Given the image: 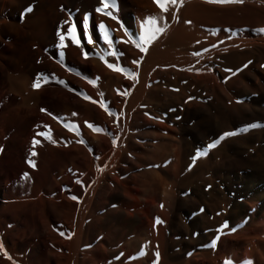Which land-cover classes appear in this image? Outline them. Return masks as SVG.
<instances>
[{
  "label": "rangeland",
  "instance_id": "1",
  "mask_svg": "<svg viewBox=\"0 0 264 264\" xmlns=\"http://www.w3.org/2000/svg\"><path fill=\"white\" fill-rule=\"evenodd\" d=\"M126 1L106 9L113 19L96 11L101 0H25L23 11L32 14L23 52L5 39L0 264L183 262L209 249L222 226L243 213L248 80L254 105L262 106L253 112L264 118V0L169 3L170 21L157 38L175 42L152 55L136 43L147 19L163 10L154 0ZM180 20L197 24L188 40ZM72 25L80 46L68 38ZM130 37L136 43H126ZM20 72L29 95L14 88ZM225 133L233 135L221 140ZM216 199L223 218L211 226Z\"/></svg>",
  "mask_w": 264,
  "mask_h": 264
},
{
  "label": "bare ground",
  "instance_id": "2",
  "mask_svg": "<svg viewBox=\"0 0 264 264\" xmlns=\"http://www.w3.org/2000/svg\"><path fill=\"white\" fill-rule=\"evenodd\" d=\"M128 1H126V3ZM24 2H25V0H0V67L1 66L3 67L4 59L6 57V55H5L6 50H7V43L5 42L6 38L7 39L13 38V40L15 42L14 43L15 45H13V46H15V49H17V52L20 54L23 52V47L25 45L26 38L28 37V32H27V30H25V24L27 23V21H29L28 19L31 18V14H32V13H30V14L24 13V11H23V8L25 7V6H23ZM148 2H149V0H148ZM37 6H38V4H37ZM170 7L172 8V6H168L167 8L170 9ZM34 8L38 9V7H36V5L34 6ZM143 8H144V6H143ZM198 9H200V8L198 7ZM171 10H173V9H171ZM156 12H157V14L156 13L155 14L157 15V17H155V18H157L158 25L160 27H164L166 25V23L168 21H170L169 12L168 11H160L158 8H157ZM35 13H37V12L35 11ZM190 13H188V14H190ZM192 13H194V11ZM195 14H196V12L194 14H192V16L193 15L195 16ZM38 15H41V14H38ZM201 15H202V13H201ZM207 16H209V14ZM36 18L37 17H35V19ZM182 19H183V17H182ZM191 19L193 21H195V23H197V21H198L195 18L194 19L191 18ZM203 19H205V18H203ZM207 19H208V17H207ZM181 20L179 22L180 25L178 27V28L181 27V29H178V30H181V32H182L181 34H183V36H185V39L187 38V40H188V37L191 36V34L195 33L194 28H196L195 26H197L198 23L195 26L192 25L193 27L192 26H186V25L184 26V25H182ZM184 21L186 22V20H184ZM193 21H190V22H193ZM190 22H187V23H190ZM29 23H30V21H29ZM30 30H32V29H30ZM33 30H35V29H33ZM165 32L166 31H164L163 33H165ZM32 34H34L33 31H32ZM160 34L161 33H159V35ZM192 36H194V35H192ZM161 39L162 38H160V40ZM166 39H164V40L162 39L163 42L158 40V38L156 40L152 41V43L149 44L150 46H148V48H147V54L151 53L149 55H152V52L154 53L157 50H163L166 45H167V48H169L173 44L169 45V47H168L167 43L171 44L172 42H175L174 40H172V42H169L170 39H172V38H170L168 42ZM165 40H166V42H165L166 44L164 43ZM176 40H177V38H176ZM176 44H178V43H176ZM181 45H183V44L181 43ZM184 45H185V43H184ZM169 50H171V48ZM179 50H181V49H179ZM263 62H264V60H263ZM18 64L21 65L20 60H19ZM261 72L264 75V69H262ZM17 74H19V75L14 77V79H15V85H14L15 90L19 93L24 92V91H25V93H28V92H26V88H27L26 83L28 81V78H26V76L23 75L22 72L17 73ZM32 80L33 79H30L29 82L30 81L32 82ZM31 82H30V86H32ZM32 92L30 91V95ZM254 94H255V90H254V87L251 85V82L249 80L246 81V83H245L246 100L244 101L245 107H243V108H245V112L247 111L248 113H250L251 116L247 117V121L244 125V133L245 134H243L244 136L242 138V139H244L243 143L245 146V152H246V156H247V159L245 160V163L247 166L246 169L248 168V170H249L248 176L246 177V180H245V186H244L245 196H244V206H243V208H241V209H243L242 215L240 217H238V219H235V220L233 219V221L230 222L227 225V227H224V225H223L222 230L214 238V240L216 241L215 246L214 247L210 246V248L207 249L206 251L199 252L197 258L188 259V260H185L183 262L169 261L166 259V260H161L158 264H264V179L260 175V169L263 167V166L261 167V164L262 165L264 164V144L262 142V140L264 138L260 137L261 132L262 131L264 132V130H263L264 129L263 128L264 127V118L262 116H261L262 118L260 116H257V117L255 116V112H257L258 108L262 107V106L258 105L259 107H257L256 105H254V103H255L254 98H253ZM28 95H29V93H28ZM32 96H34V95L32 94ZM235 104H236V102H234L233 106H235ZM239 105L240 104H238V106ZM242 106L240 108H242ZM232 108L233 107H231V109ZM236 108H234V109H236ZM238 108H237V110H239ZM254 108L256 109L255 112H253ZM237 110H234V111L236 112ZM261 111L264 112V108H261ZM253 125H255V126L253 127ZM254 134H257L258 136L255 138ZM259 141H261V143H258ZM205 167H206V165H205ZM255 168H256V172H257L256 175L253 174V169L255 170ZM219 200H221V199L219 198ZM219 200L218 199H216L215 201L213 200L214 202H212L210 204L211 205L210 207L212 208L211 213L213 214V220H210L208 222L211 224V226H213V225L217 226L218 224L222 223V218H223L222 217V215H223L222 210L223 209L221 206V202ZM235 211H236V209H235ZM240 214H238V215H240ZM206 219H205V221H206ZM229 228L233 230V234H231V233L228 234L227 230ZM236 239H238V241H236ZM152 263H154V262H152Z\"/></svg>",
  "mask_w": 264,
  "mask_h": 264
},
{
  "label": "snow or ice",
  "instance_id": "3",
  "mask_svg": "<svg viewBox=\"0 0 264 264\" xmlns=\"http://www.w3.org/2000/svg\"><path fill=\"white\" fill-rule=\"evenodd\" d=\"M154 2L163 11H168V8L166 7V5L169 4V3L170 4H176L177 3V0H154ZM209 2H215V3H232V2H242V0H209ZM101 3H102L103 6L97 8L96 11L97 12H102L105 15L112 16V13L110 11H106V9H108L109 7L115 8L116 7L115 0H101ZM27 11L31 12L32 9L29 8V9H27ZM112 18L115 19L116 17L115 16H112ZM64 23H67V21H65ZM146 23L150 27L146 28L144 34L140 36V41H141L140 43H136V41L132 40L131 37L129 38V41H125L126 43L127 42L136 43V47L140 48L141 51H146L147 50L146 48H144L142 46L144 43H147V44L152 43V41H154L155 39H157V34L163 33L165 31V28L164 27L158 26V21H157V19L155 17H149L147 19ZM99 27L101 29H105L106 28V26L103 25V24H101ZM259 31L264 32V29H260ZM57 35L59 36V40H60L59 47L60 48L66 47V44H65L66 36H65V34H63L61 32H58ZM68 38L71 39V41H72L73 44H75L77 46H80V40L77 38L75 25H72L71 27L68 28ZM86 38H87L88 43H93V40L91 39L90 36H87ZM105 40H106V42L108 44H111L112 43V41L108 38L107 31H105ZM61 55H63V53H61ZM84 55H85V57H87V53H84ZM109 55H116V53H114V52L113 53H109ZM195 55H199V53H195ZM100 58L102 60L104 59L103 56H101ZM105 63L107 64V66L110 69H114V70H117V71H124L123 69L118 68L114 64L107 63V61H105ZM133 63H136V61H134ZM42 78L44 79L45 82H47V77H42ZM60 83H64V82L63 81H60ZM40 86H41V84H40V81L38 79L36 82H34L33 87L39 88ZM85 98L87 99L88 97H85ZM101 107H104L103 103H101ZM254 126L255 125H253V127ZM89 127H92V126L89 125ZM94 130L100 131V129H94ZM38 135H41V136H45L46 135L47 138L49 140H51V135L50 134H46L44 132H41ZM228 135H233V133H225L223 136L220 137V139L223 140L225 138V136H228ZM38 143H39L38 140L33 139V145L38 144ZM217 143H218V141H217ZM215 146H216L215 143L214 144H210V145H208V148H214ZM35 154L36 153H34V152L32 153V155H35ZM206 154H207L206 152H201L198 155H206ZM73 199H75V197H73ZM156 222L157 223H161V221L159 220V218H157ZM224 227H227V225H224ZM61 235H64V234L61 233ZM215 244H216V241L213 240L211 246L214 247ZM0 248H2V245H0ZM156 256L159 257V253H156ZM154 264H156V262H154Z\"/></svg>",
  "mask_w": 264,
  "mask_h": 264
}]
</instances>
